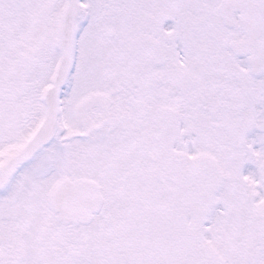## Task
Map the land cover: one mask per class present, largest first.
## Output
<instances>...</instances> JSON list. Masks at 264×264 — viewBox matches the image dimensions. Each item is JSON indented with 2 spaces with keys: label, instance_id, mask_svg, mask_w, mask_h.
I'll list each match as a JSON object with an SVG mask.
<instances>
[{
  "label": "snow or ice",
  "instance_id": "obj_1",
  "mask_svg": "<svg viewBox=\"0 0 264 264\" xmlns=\"http://www.w3.org/2000/svg\"><path fill=\"white\" fill-rule=\"evenodd\" d=\"M0 264H264V0H0Z\"/></svg>",
  "mask_w": 264,
  "mask_h": 264
}]
</instances>
